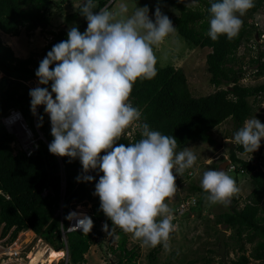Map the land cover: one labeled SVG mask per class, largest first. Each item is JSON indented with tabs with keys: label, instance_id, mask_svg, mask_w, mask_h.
<instances>
[{
	"label": "trees",
	"instance_id": "obj_1",
	"mask_svg": "<svg viewBox=\"0 0 264 264\" xmlns=\"http://www.w3.org/2000/svg\"><path fill=\"white\" fill-rule=\"evenodd\" d=\"M65 2L67 0H0L1 30L19 36L22 28L30 34L38 27L37 23L45 22L47 26L42 27V30L52 36V40L39 52L22 57L17 56L0 35V71L4 73L0 81L4 80L6 84L0 87V237H7V243H10L19 232L31 229L56 250H63L67 244L71 262L81 264L87 261L85 254L91 245L104 240L105 231L99 230L98 226L107 223L109 228L113 227L112 221L100 209V198L94 194L95 184L103 173L99 169L84 173L78 158L71 159L49 151V144L54 139L50 116L45 112L44 105H40L35 114L32 112L29 95L32 87L28 83L33 79L38 80L36 69L52 46L68 38L69 29H54L56 25L52 23L55 10L64 9L62 5ZM164 2L178 13L170 19L187 47L211 48L206 57L207 70L211 85L217 89L205 95H194L184 69L168 64L155 66L157 71L152 79L137 81L131 100L143 110V119L153 129L173 135L177 139V151L193 143L216 145L218 140L211 135L213 130L232 119L236 125L235 132L238 131L246 119L260 114L258 107L264 102V82L246 84L242 81L246 75L264 76V49L257 56L251 57L249 62H245L243 55L239 54L241 45L252 42L250 31L260 36L264 34V16L260 17L264 0H255V6L242 17L244 23L237 36L232 39L220 36L217 40L206 35L209 27L208 0H197L189 8L186 6L188 0ZM100 3L103 5L106 0H100ZM114 3L115 0L112 5ZM65 19L72 26H77L81 32L87 27V20L79 10L66 12ZM156 50L157 46L155 52ZM254 64L257 65L253 68L255 72L249 71ZM40 87H48L51 91V82ZM252 96L255 98L251 101ZM53 98L55 99V93ZM12 109L21 110L38 138V145L31 154L18 144L15 134L2 122V118ZM40 132L47 141L40 137ZM139 132L140 129H136L132 136L125 132L117 143L127 145L134 142L139 138ZM229 148V160L233 169H230V165L227 166L228 174L235 175L236 186L242 174L249 180L251 191L243 199V205H240L241 197L237 196L238 193H233L226 205L227 209L216 214L214 222L208 225V235H216L217 239L220 232L217 226L223 225L225 229H231L226 244L227 248L232 245L231 249L236 252V257L231 258L229 263H224L221 256L216 263L249 264L252 260L264 261V149H258L254 153L246 152L234 140L229 141ZM103 154L102 152L101 155ZM218 165L213 163L210 167L219 169ZM191 169L193 173V167ZM188 172L189 169L183 175L189 176ZM86 174L94 176L95 179L91 182L77 181L78 175L83 177ZM190 191L192 195L196 194L197 206L194 209L201 216L199 210L206 203L207 193L197 183L191 186ZM89 202H92L89 208V215L94 221L92 230L89 233L82 230L69 231L65 241L62 225L67 227L66 217L77 205H88ZM179 208L176 207V211ZM191 213L193 212L188 211L183 214ZM116 229L120 237L119 248L127 251L126 256L130 255L129 263L138 264L135 261L138 251L126 248L127 233L119 227ZM209 251L217 252L212 248ZM174 252V259L166 258L160 263L174 264L177 261L176 264H195L202 260L205 264H212L215 260L211 254H205L183 262L178 251L172 250L169 254ZM148 256L151 264L154 261L157 264L154 254L150 253ZM120 263L127 264L124 259Z\"/></svg>",
	"mask_w": 264,
	"mask_h": 264
},
{
	"label": "clouds",
	"instance_id": "obj_2",
	"mask_svg": "<svg viewBox=\"0 0 264 264\" xmlns=\"http://www.w3.org/2000/svg\"><path fill=\"white\" fill-rule=\"evenodd\" d=\"M113 1L106 0L101 5L100 0H83L79 12L87 20L85 31L81 32L75 25L70 27L68 38L54 44L40 61L35 75L41 85L51 82V91L40 86L30 89V105L34 114L38 106L44 105L50 116L54 137L49 144L52 154L78 158L84 173L96 169L103 173L95 184L94 194L100 198V209L113 224L111 230L107 223L103 228L102 224L98 226L99 230L105 231L104 240L107 233L112 235L119 227L127 233L128 239L133 235L141 241L127 248V239V249L136 246L140 255L141 244L160 245L161 254L167 250L170 235L176 229L167 201L177 191V175L183 176L195 165L198 157L191 147L177 151V139L153 129L131 97L137 81L150 80L156 75L155 47L176 33L177 28L159 7L155 9L154 19L151 18L147 5L137 6L127 14L128 7L122 4V18L118 19L112 11ZM196 2L188 0L187 8ZM208 4L206 35L212 40L220 36L232 39L240 32L244 23L242 17L255 6V0H208ZM0 35L14 49L10 40L13 35L1 29ZM18 112L31 129L21 110ZM10 114L4 116L2 122ZM132 127H139V138L127 145L118 144L126 130ZM262 140L264 123L255 116L246 119L234 133V142L246 152L254 153ZM76 179L91 182L95 177L86 174L83 177L78 175ZM201 187L212 204L227 205L232 194L238 191L235 179L222 168L204 171ZM88 206L90 208L92 202ZM89 208L69 213L64 230L89 233L94 226ZM74 212L87 215L79 218L73 226L79 229L69 230L71 219L76 215ZM116 248H119V241ZM116 255L118 260L128 259L123 249L119 248Z\"/></svg>",
	"mask_w": 264,
	"mask_h": 264
},
{
	"label": "rangeland",
	"instance_id": "obj_3",
	"mask_svg": "<svg viewBox=\"0 0 264 264\" xmlns=\"http://www.w3.org/2000/svg\"><path fill=\"white\" fill-rule=\"evenodd\" d=\"M60 1V0H59ZM83 0H67V3H63V8L60 10H55L54 19L52 23L56 25L54 29H59L61 27H65L70 29L72 26L67 22L66 12H73L80 9V4ZM71 3V4H70ZM122 4H126L128 7V13L131 14L138 7H144L147 5L149 7V15L154 19L155 9L159 7L161 11L168 15L169 18L177 15L174 9L170 8L165 4L164 0H116L112 5V11L117 14V18H122L120 14V7ZM264 16V8L260 11V17ZM174 25V23H173ZM175 26V25H174ZM176 27V26H175ZM51 28V27H48ZM252 42L245 45H241L239 47V54H242L245 62H249L250 58L253 56H257L258 52L261 49H264V35L256 37V33L254 31H250ZM51 34L47 33V31L42 30V27L38 26L32 33L28 34L24 28H22V32L18 37H10V40L13 44L15 53L18 56H28L32 52H39L43 45L49 41L51 38ZM4 39L5 35H4ZM256 43V45L251 46V44ZM184 39L179 37L178 32L173 35L165 38V40L157 46V50L155 52L157 63L155 66H167L168 64H173L175 67H181L184 69L188 76V81L190 85V89L193 94L196 96L205 95L211 92H214L217 88H215L210 83V73L207 70V62L206 57L207 54L211 51V48L205 47H194L188 46ZM257 65L254 64L250 67L249 71H254ZM255 72V71H254ZM253 72V73H254ZM3 74L0 71V78ZM246 84H257L264 82V76H248L242 80ZM29 85L32 88L40 86L39 81L37 79H33L28 81ZM6 86L4 80L0 81V87ZM262 94V93H261ZM264 95V94H262ZM255 98L254 96L251 97ZM258 108L260 110L258 113H261V116H255L258 119L263 121L264 116V105H260ZM10 114V112H9ZM21 117V116H20ZM24 121V119L22 118ZM6 123V122H5ZM6 127L8 130L15 134V136L21 142H28L29 139L27 137V130L22 127L21 123L16 124L14 126H10L6 123ZM139 129V127H132L126 132L128 135L132 136L135 133V130ZM236 130V125L232 119L227 120L222 123L217 129L211 132V135L215 139H217L218 144H208V143H198V144H190L187 147H191V150L197 155L198 159L193 166V175L190 176H179L177 175L176 184L177 191L168 199L167 203L169 204V208L171 210V214H173V223L176 225V229L173 233H171V237L169 242L167 243V250L164 253L159 254L161 250V246L158 245L156 247L145 246L141 244L140 255L137 254L135 261L138 264H151L148 260L150 257L148 256L150 253L155 255V260L157 264H161L160 262L165 261L166 258L174 259L175 252L170 255L169 252L174 250L178 251L181 254L180 260L183 262L189 261L193 257H202L205 254H211L214 257V261L212 264H217L216 261L220 258V255L216 252L218 250V239L216 235L209 236V224H212L216 218V214L222 212L227 209V206L223 203L212 204L208 200H206L203 204L201 210V216L198 215V212L192 207L190 212H193L191 216L185 215L182 213H178L176 211V207H179L180 203L183 201L184 196H191L190 188L194 183L201 185V178L204 171L209 168H212L213 163L219 164L218 167L223 163L224 160L229 159L230 150L228 141L234 140V132ZM29 136V135H28ZM230 137L231 139H227ZM233 138V139H232ZM228 140V141H227ZM222 143V145H220ZM264 149V140L261 141V146L259 149ZM226 157V158H225ZM247 157V156H246ZM224 158V159H223ZM192 170L191 168L189 171ZM175 174V173H174ZM234 178V174L229 173ZM239 184L237 186L238 191H236L237 196L241 197V204L243 205V199L250 193L251 185L247 178H245L242 174L240 175ZM193 196L196 197V194ZM197 198V197H196ZM84 208L88 210L89 206L86 205ZM81 207V210L84 209ZM196 216V217H195ZM195 217V218H194ZM104 223H102L103 228ZM112 228V227H111ZM109 228V230H111ZM218 230H226V240H228V235L231 233V229H225L223 225L217 226ZM213 231H211L212 233ZM107 233V232H106ZM131 234V233H130ZM20 242L25 244L24 250L18 259L11 258L9 256H4L5 250V242H7V237H0V264H30L29 256L32 255L35 250L43 249L46 250L50 246L45 240L36 239V235L32 232H27L24 236H17ZM119 233L118 230L115 229V232L112 235H108L103 242L92 244L88 251L87 264H120V260H118L117 253L119 248H116L119 241ZM172 239V241H170ZM19 241L17 243H20ZM43 242V243H42ZM40 243V244H39ZM141 241L132 236L128 239L127 248H131L133 245L140 244ZM23 244V245H24ZM109 244L111 246H109ZM49 245V246H47ZM250 247V244H247ZM46 247V248H45ZM232 245L227 248L229 254L227 255V262L229 263L231 258L236 257V252L231 249ZM212 248L216 253L210 252L209 249ZM133 249L137 250V247L134 246ZM124 255H127V251L123 250ZM113 253V254H112ZM130 255L128 256V258ZM43 261V260H41ZM129 261L128 259H124V263ZM60 260H56L51 263H40V264H59ZM155 263V261H154ZM153 263V264H154ZM177 261H175V264ZM86 264V263H81ZM129 264V262L127 263ZM195 264H205L202 260L197 261ZM249 264H264V261L252 260Z\"/></svg>",
	"mask_w": 264,
	"mask_h": 264
},
{
	"label": "bare ground",
	"instance_id": "obj_4",
	"mask_svg": "<svg viewBox=\"0 0 264 264\" xmlns=\"http://www.w3.org/2000/svg\"><path fill=\"white\" fill-rule=\"evenodd\" d=\"M2 73V72H1ZM29 83V82H28ZM41 85V84H40ZM39 107V106H38ZM38 109V108H37ZM12 110H17V111H19V109H12ZM23 117H19L18 116V114L16 113V114H12L10 117H9V119L8 120H3V122H8V124L9 125H15V123L17 122V123H21L20 122V120L22 119ZM41 134V133H40ZM40 137L41 138H46L45 136H44V134L42 133L41 135H40ZM31 152L32 151H30V154H31ZM229 161V159H226V160H224L223 161V163L224 162H226V161ZM230 165V169H233V165L232 164H230V162H229V164L227 165V166H229ZM229 169V168H228ZM192 170H190L188 173H189V176L190 175H193L194 173H192L191 172ZM62 185H63V187L65 186V178H63V181H62ZM183 201L180 203V205H179V210L177 211L179 214L180 213H185V212H188V211H191L192 210V207H195V206H197V198L195 197V196H193V195H191V196H184L183 198ZM81 206V205H80ZM80 206H77L74 210H72V211H76V210H79V209H81V207ZM84 206H86V205H84ZM190 210H189V209ZM71 211V212H72ZM61 214H62V207H61ZM173 215V214H172ZM174 216V215H173ZM63 230H64V227H63V225H62V234H63ZM27 232H32L33 234H35V232L34 231H32L31 229H28V230H24V231H21V232H19V234H18V236H24V234H26ZM64 234H63V237H64V239H65V241H66V234H67V232H69V231H66V230H64ZM36 235V234H35ZM15 239H17V237L15 238ZM14 239V240H15ZM36 239H41V240H43L42 238H40V237H38L37 235H36ZM7 240V239H6ZM14 240H12V241H14ZM11 241V242H12ZM44 241V240H43ZM10 242V243H11ZM43 243V242H42ZM5 245H7V244H9V243H7V242H5L4 243ZM40 244V243H39ZM50 245V244H49ZM49 245H47V246H49ZM24 246H25V244H24ZM46 248V247H45ZM23 250H24V248H23ZM23 250H22V252H23ZM22 252H21V254H22ZM20 254V255H21ZM20 255H18V256H14V257H11V258H15V259H18V257H20ZM66 257H69V248H68V245L66 244V247L63 249V250H56L54 247H52L51 245L48 247V249H46V250H43L42 248L41 249H37V250H35V252L32 254V255H30L28 258H29V263L30 264H40V263H51V262H54V261H56V260H60V263L59 264H64V260L63 259H65ZM41 260H43V261H41ZM69 264H74V263H72L71 262V260L69 259Z\"/></svg>",
	"mask_w": 264,
	"mask_h": 264
},
{
	"label": "built area",
	"instance_id": "obj_5",
	"mask_svg": "<svg viewBox=\"0 0 264 264\" xmlns=\"http://www.w3.org/2000/svg\"><path fill=\"white\" fill-rule=\"evenodd\" d=\"M16 113L20 117L19 112L17 110H13L12 113L8 117L4 118V120H8L9 117L12 114H16ZM20 122H21L22 127H24L27 130V133L29 135V136L27 135V137H28L29 141L23 143V142L19 141V139L17 137L16 138H17L18 144L25 151H27L28 154H30V151L34 150L37 147V145H38L37 144L38 138L35 136L34 132L27 126V124L25 123V121H23L21 119ZM6 123L8 124V122H6ZM16 124H19V123L16 122L15 125ZM10 126H14V125H10ZM74 213H76V215L73 216V218L71 219L70 226H69V230L79 229L78 227H73V226L76 224V222H77V220L79 218H82L83 215H87V214L82 213V212H80V213L74 212ZM64 233L65 232L63 230V234ZM18 241L20 242L19 238L15 239L11 243L5 245L4 256L14 257V256H18V255L21 254V252H22V250L24 248V245H23L24 243L23 242L17 243ZM68 261H69V258L66 257L64 259V264H69Z\"/></svg>",
	"mask_w": 264,
	"mask_h": 264
},
{
	"label": "water",
	"instance_id": "obj_6",
	"mask_svg": "<svg viewBox=\"0 0 264 264\" xmlns=\"http://www.w3.org/2000/svg\"><path fill=\"white\" fill-rule=\"evenodd\" d=\"M37 25H40V26H43V27H46L47 26V23H37ZM258 37V35L256 36ZM45 141H47L46 138H44ZM264 154V153H263ZM230 160L222 163L220 165L219 168H222L224 170H226L227 168V165L229 164ZM226 235H227V231L226 230H221L220 233H219V246H218V254L221 255V258L223 260L224 263H227V258H226Z\"/></svg>",
	"mask_w": 264,
	"mask_h": 264
},
{
	"label": "crops",
	"instance_id": "obj_7",
	"mask_svg": "<svg viewBox=\"0 0 264 264\" xmlns=\"http://www.w3.org/2000/svg\"><path fill=\"white\" fill-rule=\"evenodd\" d=\"M91 246H92V245H91ZM87 253H88V252H87ZM87 253L85 254V257H86V258H87V255H88ZM85 263H86V264L88 263V259H87V261H86Z\"/></svg>",
	"mask_w": 264,
	"mask_h": 264
}]
</instances>
